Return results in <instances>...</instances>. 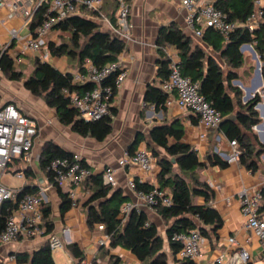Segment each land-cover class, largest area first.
<instances>
[{"label": "trees", "instance_id": "obj_1", "mask_svg": "<svg viewBox=\"0 0 264 264\" xmlns=\"http://www.w3.org/2000/svg\"><path fill=\"white\" fill-rule=\"evenodd\" d=\"M111 1L117 9L115 0ZM212 1L225 14L226 20L229 22L243 24L255 10L254 0ZM42 13L41 9L37 11L33 27L41 21ZM103 15L115 26L114 12L106 14L103 11ZM96 19L99 17L89 19L75 16L59 23L55 30L68 33L69 40H62L59 44L49 42L46 45L47 50L55 57L67 56L70 60L77 61L79 66L85 58H90L98 67L118 61L126 49L125 41L113 36L110 30L103 29L100 21L98 22ZM202 42L213 52L219 54L221 61L202 45L194 43L191 36L177 24L170 23L163 26L156 42L159 54L158 76L160 81L164 82L169 77L170 61L167 51L169 48H173L177 53L182 74L200 84V93L221 112L224 119L233 117L220 126L218 135L224 136L227 140H236L241 151L238 163L248 171L257 173L261 170L264 143L258 140L253 128L262 122L259 112L256 110L261 96L257 93L254 98L244 103L241 89L233 86L232 82L238 79V71L244 65V54L241 52V47L245 44L253 45L260 56V60L263 62L262 78L264 82V27L253 33L244 28H238L227 41H224L223 37L215 30L207 28L204 30ZM0 68L8 80L24 81V87L32 95L42 98L46 106L54 109L59 122L70 127L73 132L82 137L93 138L98 142L105 141L112 133L113 118L117 112L114 105L110 107L109 114L98 121L80 119L78 112L70 107L65 91L88 88V86L73 84L72 73L61 72L51 63L36 58L32 74L25 78L24 74L14 67L12 59L6 54L0 58ZM166 101L167 95L159 87L150 86L148 88L146 93L148 104L160 107ZM177 124L176 122L172 125L155 127L150 135L152 142L164 149L172 158L171 160L158 159L161 168L158 184L161 188L170 190L173 204L170 207L159 208L157 212L167 225L165 237L173 261L176 264H196L190 260H177L176 254L180 245L175 243L172 238L175 234L190 233L194 230H199L205 238L210 233L216 234L223 226L221 214L207 205L213 199L214 192L209 184L200 181L196 172L208 166L227 168L230 164L213 149L207 153L205 160H200L197 150L182 142L184 129ZM143 139V137H138L136 143L138 144ZM171 139H174L175 142L170 143ZM128 150L130 153H134L137 149L131 147ZM152 152L155 153V151ZM65 157L72 158L73 154L52 141L45 143L40 156L41 171L46 174L49 183L58 189L62 198V216L72 206V201L69 199L68 193H64L56 182L55 173L50 165L54 159ZM173 159L175 162H172ZM21 162V159H16L10 164V167L19 165ZM83 163L86 164L85 160ZM20 171L24 172L27 178L33 176L29 167L22 166L15 173ZM135 181L138 189L149 191L152 188L151 185L141 183L137 178ZM86 182H89L93 188L89 203L99 201L98 206H92L88 210V225L90 228L98 224L105 226V232L110 236V249L120 247L134 255L142 264H169L170 256L164 248L165 241L160 236L158 228L149 221L145 213L132 212L123 222L120 210L127 200L123 196V192L121 190L113 191L111 186L106 185L102 173L93 174ZM38 193L37 187L24 186L21 188L19 197ZM261 193L264 200V189ZM195 196L203 197L206 204L196 205L193 200ZM17 206L15 201H6L1 206L0 234ZM42 213L46 234H51L54 230L51 221V207L43 203ZM101 247L104 249L105 246ZM71 250L76 257L84 259V253L77 245L71 246ZM15 259L18 264H56L48 243L34 251L33 254L17 253ZM119 260L112 257L111 264H119ZM94 264L98 263L94 262Z\"/></svg>", "mask_w": 264, "mask_h": 264}, {"label": "crops", "instance_id": "obj_2", "mask_svg": "<svg viewBox=\"0 0 264 264\" xmlns=\"http://www.w3.org/2000/svg\"><path fill=\"white\" fill-rule=\"evenodd\" d=\"M129 4L131 7L130 22L132 28L128 37L115 32L117 26L111 24V27H109L103 19H96L98 22L100 21L103 29L110 30L113 36L122 39L126 43V49L119 59L123 62L127 77L114 97L113 105L117 112L113 118L112 133L105 141L98 142L93 138L82 137L73 132L70 127L62 125L58 120L56 111L46 106L42 98L32 95L24 87V82L15 83L12 81L19 88L22 87L30 93L28 99L36 104L34 105L35 108L13 95L0 96V106L5 103H14L21 113L28 116L39 126L32 152L33 163L22 160L19 165H13L12 168L13 171H16L22 166L29 167L33 176L27 178L25 175L23 187H37L43 197V203L51 207V221L54 225L51 235L59 236L65 241L64 248L53 254L56 264H94V262L111 264L112 257L120 259L119 264L142 263L130 252L120 247L110 249L108 243L102 249L98 245V240L104 235V232L99 230L97 225L92 228L88 225L89 208L99 205V201L89 203L93 193L92 185L89 182H85L79 188L75 205L71 206L62 216L63 201L60 193L56 187L49 183L46 174L40 169V156L45 143L52 141L65 151L78 154L92 168L94 174L102 173L104 166H113L116 169L115 176L118 182L113 191L121 190L123 196L127 199L126 202L136 201L134 192L128 187L130 178H137L141 183L151 186L159 185L158 175L161 168L158 159H172L164 149L152 142L150 135L153 128L172 125L177 122V125L184 129L182 142L196 149L200 160H205L207 153L211 152L212 149L214 152L218 151L219 155L220 153H227L230 149L229 141L224 136L218 135V130L207 131L206 139L202 140L200 137L202 128L199 126L196 116L190 111L181 109L175 103L171 105L165 103L163 106L157 107L146 102L148 88L155 86L161 89L163 83L158 76L159 54L156 47L159 31L163 26L170 23L177 24L191 36L194 43L202 45L219 61H221L220 55L205 46L202 38L194 37L186 29L187 11L180 0H129ZM103 11L106 14L114 12L115 20L117 19V9H115L111 0L105 1ZM6 12L7 10L3 9L0 13L5 15ZM8 24L9 26H20L21 21L14 19L9 21ZM23 33L26 34L27 31L24 30ZM0 34L3 35L1 28ZM66 34L68 33L54 30L49 34L46 42L59 44L61 43L59 35ZM45 49L47 50V48ZM169 49L174 50L173 48ZM30 58H34L35 61L36 58H40V54L26 56L22 64L28 63ZM46 62L51 63L64 73H73L79 68L77 61H72L67 56L55 57L50 55ZM70 67H73L72 72L71 69L69 70ZM5 79L7 78L5 77ZM40 99L42 103L39 102ZM243 102L245 103V99ZM260 118L262 122L258 128L259 131L254 132L258 140L264 143V120L261 115ZM138 137L144 139L137 144L136 139ZM214 137L220 142L216 146L213 145ZM174 142V139L170 140V143ZM131 147H136V149L146 148L152 153L154 168L150 173L141 172L136 168L124 169L118 166V160L123 152ZM152 151H155V153L153 154ZM196 174L200 181L209 184L214 192L213 199L207 205L216 209L223 217V226L218 232L216 234L210 233L209 236L205 237L198 263L213 264L218 257L223 255L226 261L224 264H233L236 261L237 249L230 247L228 243L229 237L233 236L239 243L249 239L246 249L251 256V260L248 264H264V248L259 238L246 228V220L239 207V197L243 190L247 189L254 192L262 188L264 183V155L261 157V170L257 173H252L239 163H234L227 168L208 166L197 170ZM62 191L68 193L66 188H62ZM193 200L196 205L206 204L205 199L201 196H195ZM142 212L158 228L160 236L166 239L164 236L166 235L167 225L162 216L157 211L145 206H143ZM49 235L23 239L11 244H1L0 264H18L15 254L24 252L33 254L34 251L48 243ZM165 243L169 248L167 240ZM73 245H77L84 253L83 260L72 253L71 246ZM171 255L172 253L169 254V262L172 260V263L169 264H176ZM6 257L9 260L5 261Z\"/></svg>", "mask_w": 264, "mask_h": 264}, {"label": "built area", "instance_id": "obj_3", "mask_svg": "<svg viewBox=\"0 0 264 264\" xmlns=\"http://www.w3.org/2000/svg\"><path fill=\"white\" fill-rule=\"evenodd\" d=\"M106 0H0V12L6 9L5 15L0 13V58L9 56L14 67L24 62L28 55L40 54L42 61L50 58V52L46 48V40L55 27L72 17L103 19L109 27L111 22L103 15V6ZM117 6V19L115 32L122 36H129L132 28L130 22L129 0H115ZM187 11L185 19L186 29L196 38H202L204 30L211 28L218 32L227 41L230 35L238 28H244L253 33L264 27V0H254L255 10L243 24L229 22L225 14L218 9L212 0H180ZM42 10V19L35 26V15ZM20 20V26H9L11 20ZM27 33L24 34L23 31ZM245 44L241 52L251 50ZM250 45V44H249ZM254 49L253 45H251ZM252 51V50H251ZM170 74L162 83L161 89L167 94V105L177 104L181 109L193 113L198 118L202 128L200 135L206 139L207 131L216 130L223 121L219 110L208 102L200 93V84L182 74L178 64V56L175 50L168 49ZM0 73H2L0 68ZM127 77L123 62L119 59L104 67L96 66L90 58H85L79 68L72 73V82L80 86H88L84 90H66L70 107L78 112L80 119L85 121H98L110 112L113 106L115 92L124 84ZM113 80V81H112ZM113 84H111L112 82ZM258 91V90H257ZM261 101L256 110L264 120V89L258 91ZM256 125L254 131H259ZM39 132V126L28 116L21 113L14 103H5L0 106V209L6 201L17 202V209L8 218L3 232L0 234V245L11 244L23 239H31L46 235L43 221V197L41 193L26 194L19 197L21 188H13L3 182V175L7 173L10 164L21 159L27 163H33V148ZM230 149L220 156L229 164L238 163L241 151L236 140H228ZM218 152V151H217ZM118 166L124 169L136 168L144 173H150L154 168L152 153L146 148H139L134 153L125 150L118 160ZM51 169L55 173V180L61 188L68 189V197L75 205L79 188L91 177L92 168L83 163L78 154L72 158H57L51 162ZM19 179H25L24 172L15 173ZM104 183L112 188L118 184L116 169L113 166L103 167ZM128 187L135 194L136 201L125 202L120 210V217L125 222L132 212H142L143 206L158 211L159 208L170 207L173 204L169 189L159 185L152 186L149 191L137 188L134 178L128 181ZM251 192L247 189L240 193L239 207L246 220V228L257 236L264 248V200L262 190ZM104 235L98 240L99 246L109 243L110 236L105 232L103 224L97 225ZM48 244L52 254L62 250L64 239L56 235H49ZM180 245L176 254L179 261L190 260L198 263L205 238L199 230L190 233H178L172 238ZM249 239L239 243L235 237H229L230 247L237 249L236 261L233 264H248L251 256L246 249ZM226 263L224 256L218 257L213 264Z\"/></svg>", "mask_w": 264, "mask_h": 264}, {"label": "rangeland", "instance_id": "obj_4", "mask_svg": "<svg viewBox=\"0 0 264 264\" xmlns=\"http://www.w3.org/2000/svg\"><path fill=\"white\" fill-rule=\"evenodd\" d=\"M61 36H63L64 38H62ZM59 37L61 38V41L62 40H68L69 35L68 34L59 35ZM243 54H244V65L241 68V70L238 71V79L234 80V81H238V83H235L233 81L232 84H233V86H236V87L241 89L242 94H243L242 100L244 101L245 96H247V94L249 92V89L256 87V90H258L259 92H262V90L264 89V82H263L262 86H258L259 80H258V76H257V69H258V60H260V56L257 54V52H256L257 57H254V54L251 50H249V52L244 50ZM260 62H261V60H260ZM261 64L263 65V62H261ZM16 69L18 71L22 72L24 74L25 78H28L34 70V58L28 59V63L21 64L18 67H16ZM69 70L72 72L73 67H70ZM1 74L2 73H0V96L1 97L4 95H9V96L13 95L16 98H18L19 100L24 101L25 103H27L31 107H34V108L36 107V106H34L36 104L32 103V101H30L28 99L30 93L26 89H23L22 87L19 88L17 85H15L13 83V82L23 83L24 81H22V82L13 81L12 82L10 80L5 79V76L3 74H2L3 75L2 76ZM39 102L42 103V100L40 99ZM219 143L220 142L218 141V139L216 137H214L213 145L216 146ZM2 179H3V182L5 184H7L8 186L13 187V188H21L24 185V179L17 178L16 175H14V173H13V168L12 169L9 168L7 170V173L3 175ZM164 240L166 242V239H164ZM167 244H168V242H167ZM164 248L168 254H171L166 243L164 245ZM7 260H9L8 257L5 258V261H7ZM170 262L172 263V260Z\"/></svg>", "mask_w": 264, "mask_h": 264}, {"label": "water", "instance_id": "obj_5", "mask_svg": "<svg viewBox=\"0 0 264 264\" xmlns=\"http://www.w3.org/2000/svg\"><path fill=\"white\" fill-rule=\"evenodd\" d=\"M248 46L253 54H254V57H257V54H256V51L252 48L251 45H246ZM262 69H263V65L261 64L260 60H258V69H257V76H258V80H259V83H258V86H262L263 85V78H262ZM235 83H238V81H234ZM25 84V82H24ZM258 93V91L256 90V87H253L251 89H249V92L247 94V96H245V102L251 100L252 98L255 97V95ZM233 118V117H231ZM231 118H227V119H223V121L221 122L220 126L227 120L231 119ZM220 126L218 127V129L220 128ZM217 129V130H218ZM172 162H175V160L173 159Z\"/></svg>", "mask_w": 264, "mask_h": 264}]
</instances>
